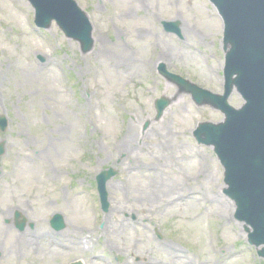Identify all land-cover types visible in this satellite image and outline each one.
Wrapping results in <instances>:
<instances>
[{
	"label": "rangeland",
	"instance_id": "rangeland-1",
	"mask_svg": "<svg viewBox=\"0 0 264 264\" xmlns=\"http://www.w3.org/2000/svg\"><path fill=\"white\" fill-rule=\"evenodd\" d=\"M76 1L94 26L95 46L87 54L55 23L38 30L27 0H0V116L10 118L9 130L0 133V142L8 141L0 157V264H264L224 194V168L213 148L194 137L200 123H221L223 114L197 106L159 72L164 65L223 93V29L214 6ZM164 22L178 24L181 36L167 33ZM97 38L108 46L101 55ZM157 46L168 49L171 62L148 63ZM125 52L144 62L114 58ZM162 98L169 106L158 118L155 102ZM230 104L240 108L244 101L235 92ZM132 125L140 137L122 153ZM109 168L118 173L109 183L121 191L110 188L105 213L96 176ZM205 169L213 175H202ZM154 179L183 186L157 200L148 189ZM192 194L197 200L187 199ZM214 196L225 203H209ZM17 209L35 223L36 235L13 226L10 210ZM56 213L67 228L54 238L49 220ZM21 234L31 244L12 247Z\"/></svg>",
	"mask_w": 264,
	"mask_h": 264
},
{
	"label": "water",
	"instance_id": "water-1",
	"mask_svg": "<svg viewBox=\"0 0 264 264\" xmlns=\"http://www.w3.org/2000/svg\"><path fill=\"white\" fill-rule=\"evenodd\" d=\"M228 24L226 42L232 46L227 56L226 94L213 96L190 86L179 77L170 78L192 92L199 103H211L221 109L227 121L220 125L206 124L197 133L199 140L214 144L227 172L229 195L238 203V218L252 225L251 243L264 244V0H214ZM37 9V23L48 28L56 20L68 37L81 42L83 51L93 47L92 26L72 0H31ZM168 26V24H167ZM171 29L170 27H167ZM237 75L236 79L233 77ZM237 86L248 104L240 111L228 105V98ZM168 106L157 103L159 117ZM7 119L0 117V129L6 131ZM205 135V139L201 137ZM3 143L0 155L5 153ZM116 175L111 169L98 180L103 209H109L107 182ZM61 221V216L56 217ZM58 229L62 225L54 223ZM264 257V250L260 252Z\"/></svg>",
	"mask_w": 264,
	"mask_h": 264
},
{
	"label": "bare ground",
	"instance_id": "bare-ground-1",
	"mask_svg": "<svg viewBox=\"0 0 264 264\" xmlns=\"http://www.w3.org/2000/svg\"><path fill=\"white\" fill-rule=\"evenodd\" d=\"M186 31L190 32V29L187 28ZM96 42L100 43V49H99L100 51L99 52H100V55H101V53L103 51L105 52V50L108 48V46L106 45L107 42H104L103 38H97ZM157 48L159 50H156L153 53V55L151 57V60H149L148 63L154 64V65H158V64H162V63L165 64L166 62H171L172 61V56L169 53L168 49H166L165 47L161 48L160 46H157ZM114 58H116L118 60H123L129 65L130 64H136V63H140V62L143 63L144 62V60L141 61V58L138 55H132V56L129 57V54L127 52L124 53L123 57H115L114 56ZM106 59L112 60L109 57H107ZM191 60L194 61V62H198V60L196 58H191ZM167 91H171V87L168 86V90ZM157 134L158 133H156V135ZM139 137H140V133H136L135 126L134 125L130 126L129 132L126 134L124 139L121 141V146H122L121 151H122V153L124 151H128L129 148L134 143H136V141H137V139H139ZM202 175L211 176V175H213V173H211L210 170L205 169L204 172L202 171ZM152 184H155V185H153V187L151 186L152 188L148 187V189L151 190L152 193H155L154 195L156 196L157 200H164L167 197H171L172 195L175 194V192H177V190H179V187L183 186V184H179V181H177V180H172V181L168 182V181H165L164 179H154ZM110 188L112 190H114V191H121V188L119 186H117L116 184L108 183V185H107L108 191H110ZM182 191L184 192L185 190H182ZM215 195H217V194H215ZM181 197L184 198V196H181ZM211 197H213V195H211ZM187 199L191 200V201L197 200V198L195 197V194H192L191 197L188 196ZM221 199H222L221 197L220 198H216L214 196V198L212 199L213 201L212 200H208V201L211 204L212 203L213 204L216 203L218 205L221 204V203L224 204L225 202L223 200H221ZM175 201H173V202H175ZM11 211L13 212V210H10V212ZM220 214L223 215L224 211H221ZM5 231L9 232V230H5ZM13 238L16 239V237H13ZM17 238H18L17 240H14V243H13L14 245L12 247H15V245H20L22 247H27V246H29L31 244V242H30L31 240L29 239V236H26V235L23 234V235L18 236ZM172 251L173 252H178L174 248H172ZM175 258H176V256L174 257V259Z\"/></svg>",
	"mask_w": 264,
	"mask_h": 264
}]
</instances>
